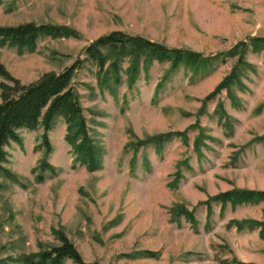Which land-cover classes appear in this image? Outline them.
Returning <instances> with one entry per match:
<instances>
[{
    "label": "rangeland",
    "instance_id": "obj_1",
    "mask_svg": "<svg viewBox=\"0 0 264 264\" xmlns=\"http://www.w3.org/2000/svg\"><path fill=\"white\" fill-rule=\"evenodd\" d=\"M26 22L78 37L42 36L34 50L0 45V64L28 85L85 59L73 83L101 166L76 162L62 117L47 132L49 149L42 125L20 130L22 144L6 148L16 179L0 176V264H25L21 256L49 250L62 234L97 264H264V200L213 201L210 215L205 204L227 191H264V50L252 51V37L264 36V0H0V25ZM112 31L202 58L174 67L125 57L113 69L110 56L101 68L85 49ZM246 43L241 75L220 89ZM15 87L0 74V101ZM169 132L186 139L175 135L160 151L133 145Z\"/></svg>",
    "mask_w": 264,
    "mask_h": 264
},
{
    "label": "trees",
    "instance_id": "obj_2",
    "mask_svg": "<svg viewBox=\"0 0 264 264\" xmlns=\"http://www.w3.org/2000/svg\"><path fill=\"white\" fill-rule=\"evenodd\" d=\"M42 36L54 38L78 37V34L76 30L64 25L37 24L34 22H26L16 26L0 25V45L34 50ZM252 41L253 52L264 50V36L252 37ZM247 44L241 47L239 45L236 48L239 53L238 59L234 64L231 75L219 85L220 89L228 88L241 75L242 67L246 65L245 55L247 52L244 50V46H247ZM85 52L88 59L95 61L101 68L106 65L110 56H115V59L111 62L113 69L125 57H131L133 64H139L142 58L147 63L155 60L159 62L171 61L174 67L179 66L181 63L191 64L192 66L197 61H201L202 58L200 53L178 48L172 49L157 41L140 36H131L121 31H112L96 39L86 47ZM84 61L85 59H77L63 71L58 73L47 72L37 81L28 85H21L0 64V74L16 83L14 90L4 89L0 101V176L16 179V175L5 166L8 161L6 148L12 142L22 144L20 130L35 129L42 125L45 129L43 142L46 148L49 149L47 132L52 129L58 117H62L72 130L68 142L73 147L76 162L86 166L90 171L100 168L101 160L97 149L91 142L79 94L73 83L77 70L83 66ZM175 135L177 137L180 135L186 139V132H169L139 140L133 145L138 149L143 145L153 144L160 151L163 145L172 140ZM40 168L42 170L48 168L53 174L56 173L55 168L47 162L40 164ZM37 179L43 181L44 176L40 174ZM261 200H264V191L232 190L215 196L206 201L205 204L210 215L212 212L210 204L213 201H218L225 206L227 203L239 205L256 203ZM182 214L194 224H197L193 211L183 210ZM236 223L238 229H242L245 222L236 221ZM59 237L60 243L49 250L23 255L19 260H23L25 264H64L68 259L77 264H97L87 262L77 246L67 236L62 234ZM145 255L156 257L157 252L149 250L145 252Z\"/></svg>",
    "mask_w": 264,
    "mask_h": 264
}]
</instances>
